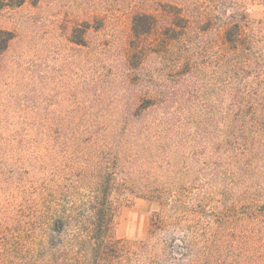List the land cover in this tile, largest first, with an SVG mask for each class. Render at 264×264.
Returning a JSON list of instances; mask_svg holds the SVG:
<instances>
[{
	"label": "rangeland",
	"instance_id": "obj_1",
	"mask_svg": "<svg viewBox=\"0 0 264 264\" xmlns=\"http://www.w3.org/2000/svg\"><path fill=\"white\" fill-rule=\"evenodd\" d=\"M137 14L156 18L140 37ZM263 15L264 0H0V248L12 254L5 264H264L260 250L217 241L211 213L128 198L122 187L112 186L111 220L95 232L87 186L70 188L78 178L69 176L73 140L65 133L70 122L125 120L136 49L157 74L196 50H221L231 24Z\"/></svg>",
	"mask_w": 264,
	"mask_h": 264
},
{
	"label": "trees",
	"instance_id": "obj_2",
	"mask_svg": "<svg viewBox=\"0 0 264 264\" xmlns=\"http://www.w3.org/2000/svg\"><path fill=\"white\" fill-rule=\"evenodd\" d=\"M155 22L137 14L133 33H150ZM211 51L196 50L178 64L173 59L154 74L136 49L125 120L65 126L73 140L67 169L78 178L70 188L87 186L99 220L95 232L108 227L109 191L116 186L128 198L211 213L217 241L260 250L264 260V15L253 24H231L221 50ZM11 258L0 248V264Z\"/></svg>",
	"mask_w": 264,
	"mask_h": 264
}]
</instances>
